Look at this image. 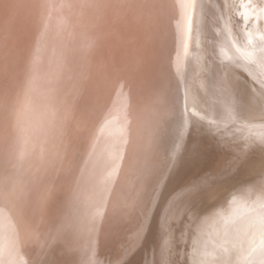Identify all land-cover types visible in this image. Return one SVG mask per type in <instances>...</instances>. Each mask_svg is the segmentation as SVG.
<instances>
[{
  "label": "bare ground",
  "instance_id": "6f19581e",
  "mask_svg": "<svg viewBox=\"0 0 264 264\" xmlns=\"http://www.w3.org/2000/svg\"><path fill=\"white\" fill-rule=\"evenodd\" d=\"M262 81L264 0H0V264H264Z\"/></svg>",
  "mask_w": 264,
  "mask_h": 264
},
{
  "label": "rangeland",
  "instance_id": "374dc122",
  "mask_svg": "<svg viewBox=\"0 0 264 264\" xmlns=\"http://www.w3.org/2000/svg\"><path fill=\"white\" fill-rule=\"evenodd\" d=\"M262 89H264V87ZM259 91L262 92L261 90H259ZM263 101H264V97H263ZM244 178H247V177H244ZM233 179H235V180L237 179V182L241 181L236 176L234 178H231V180H233ZM231 180L230 179H228V180L226 179V180H223L222 183L220 182V183H214V184L209 185V187L207 188L208 190L205 192V194L201 198H199V199H197L195 201L196 207L198 208V211H202L205 207H207L208 205L212 204L219 196L220 197L224 196V194H226V191L228 190V188L233 184L231 182ZM228 183H230L231 185L230 184L228 185ZM219 187H221V188H219ZM220 190H222V191H220ZM216 193H218V194H216ZM212 199H213V201H212ZM186 218H187V216L184 217L182 228H184L185 226L188 225V229H190V225H189L190 223H188V222L186 223ZM184 221H185V224H187L185 226H184ZM188 229L185 230V231H188ZM185 234L186 233H184L183 235H185ZM183 239H184L183 240L184 242L182 241V239H179L176 242L177 252L175 253V255L173 257V264H188L187 253H188V249H189L188 248L189 247L188 244H190V238H187V237L184 236ZM182 244H183V246H182Z\"/></svg>",
  "mask_w": 264,
  "mask_h": 264
},
{
  "label": "snow or ice",
  "instance_id": "6c2138e0",
  "mask_svg": "<svg viewBox=\"0 0 264 264\" xmlns=\"http://www.w3.org/2000/svg\"><path fill=\"white\" fill-rule=\"evenodd\" d=\"M261 83L264 84V81H262Z\"/></svg>",
  "mask_w": 264,
  "mask_h": 264
}]
</instances>
